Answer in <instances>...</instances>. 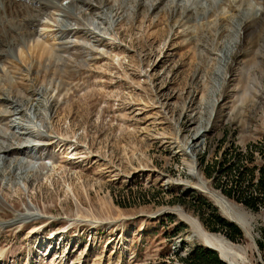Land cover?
<instances>
[{
    "label": "rangeland",
    "instance_id": "obj_1",
    "mask_svg": "<svg viewBox=\"0 0 264 264\" xmlns=\"http://www.w3.org/2000/svg\"><path fill=\"white\" fill-rule=\"evenodd\" d=\"M19 1L5 21L28 22ZM86 1L48 9L22 43L0 22V95L28 98L14 117L31 125L0 114V221L35 215L0 226V264H199L189 220L264 264V206L229 196L235 171L219 170L235 160L255 180L263 161L264 0ZM208 202L237 240L205 224Z\"/></svg>",
    "mask_w": 264,
    "mask_h": 264
},
{
    "label": "bare ground",
    "instance_id": "obj_2",
    "mask_svg": "<svg viewBox=\"0 0 264 264\" xmlns=\"http://www.w3.org/2000/svg\"><path fill=\"white\" fill-rule=\"evenodd\" d=\"M19 2H21V1H19ZM16 3H18V2H16V0H0V11H1L0 22H3L2 24H4V23L6 24L2 27L4 31L9 30V31L16 32L17 31L16 29L19 28L20 32H19V35L17 36V39H18L17 41H19L21 43L24 41V39L31 36V34L33 33L32 30L34 29V27L37 24L40 23V19L42 18V16L47 14L46 12L48 11V9L54 8L55 10L59 11L60 15L63 18L66 19L67 18L66 16L69 14L73 16V14L70 13V12H73L72 11L73 9L81 8L83 6H86L87 9H89V7H92L90 2L89 1L87 2L86 0H84V1L83 0H69L66 5H64L61 0H26L25 2H21L24 4H20V6L27 8V10H24V9H22V10H24L27 13V15H25V18L27 19L28 22L23 23V19H20L18 22H13L11 19L10 20L7 19V21H5V19H6L5 17L8 13L6 11V7H8L9 11H14ZM87 3H89V5H91V6H88ZM22 10H18V12L22 13ZM91 10H93V9H91ZM4 13H6V15ZM4 15H5V17H4ZM259 16L256 18H259ZM250 18L252 19L253 17H250ZM256 18H253V19H256ZM261 21H263V23H264V15H262V17L259 20H254L253 22H251L252 23L251 27H254L255 26L254 24H259ZM63 23L60 24V26L62 27V28H60L62 30H59L60 32L66 31V28L68 27L67 24H63ZM260 24H262V23H260ZM246 25H248V24H246ZM6 26H7V28H6ZM245 29H247V27ZM15 36H16V34H15ZM20 39H21V41H20ZM17 41H15V42H17ZM15 42H14V39L11 41V43H13V44ZM0 43H2V42H0ZM1 46H0V56L5 55L3 53V51L1 50ZM5 47L3 49L4 52H5V50H7V49H5ZM9 47H11V45H7V48H9ZM43 53H45V51ZM9 54L10 53H8V55ZM10 55H12V54H10ZM2 94H1L2 96L0 95V98H2V100H4V101L8 102V107H7L8 109L6 111L0 112V114L9 113L10 119L8 118L9 119L8 122L11 124V126H19L20 127L19 129H21V130L25 129V131L27 129H29L31 125H25L21 122H17L15 117H14L16 115L20 116L21 113L27 114L26 108L22 109V106H24L26 104L25 103L26 101L28 102V98H22L21 97V101L18 102L19 101V99L17 97L18 93H14L11 96L13 98H9L10 95L5 96L4 93H2ZM33 95H34V93H33ZM17 99H18V101H17ZM1 117H3V116H1ZM34 126L37 129L38 126H36V124H34ZM9 127H10V125H9ZM202 133H204V132L202 131L200 133H197L198 135L196 134V136L198 137ZM9 147H10V145L4 146V147L0 146V153H6V150L8 152L9 150L7 148H9ZM31 147H32V145L28 144V145L24 146L23 148H19V150L24 149V148L26 150H29V149H31ZM2 149H5V151L3 152ZM17 149H18V147H17ZM203 189H205V187ZM209 195H211L215 199V202L219 206L220 210L223 211V213H226V215L230 219L234 220L237 224H240V226L243 229L244 235H246L248 237V235H250L249 221L244 217L242 218V215L239 214L240 212L235 211L234 205L232 203H228L225 198L223 199L222 198L223 196H219L216 193H215V195L212 193H209ZM34 216H32L31 213H27L25 216H21V215L19 216L18 215V216H15V218L13 220H10L9 222H7L5 220L2 222L0 221V226L2 227L3 225H6V224H7V226H10V225L18 223V222H24L23 220L29 221L30 219H34L33 218ZM189 222H190V225H193V228L196 231L195 233H197V236H199L205 243H207L210 246V248L212 247V249H215V251L219 252L220 257L223 260H225L227 264H247L246 258H247L248 251L243 244H237V243H233V242L231 243L227 238H225L224 236L219 235V234H212V233L203 232V231H201L200 228L197 229L198 226H197V224L193 223V220H189Z\"/></svg>",
    "mask_w": 264,
    "mask_h": 264
},
{
    "label": "trees",
    "instance_id": "obj_3",
    "mask_svg": "<svg viewBox=\"0 0 264 264\" xmlns=\"http://www.w3.org/2000/svg\"><path fill=\"white\" fill-rule=\"evenodd\" d=\"M259 151L263 154V161L256 168L257 173L255 175V180H253L255 172L251 171L246 173V169H241L242 165L239 166L238 162L236 163L235 160L229 161L228 159L227 162H222L223 164L219 168V170L226 173H230L229 171L232 168L235 171L231 176V183L225 188V192L229 196L234 195L237 201L244 202L247 206L254 209L260 205L264 206V153L261 149H259ZM244 179H246V182L242 184L244 183ZM247 185L251 188L250 190L246 189ZM209 204V221H206L205 224L210 229L222 230L231 239L237 240L241 233L240 228L233 221L224 218L214 204ZM175 228H178V226L176 225ZM195 261L199 264H227L226 261H223L219 257L218 252L208 246L207 248L201 247V249L197 251Z\"/></svg>",
    "mask_w": 264,
    "mask_h": 264
},
{
    "label": "water",
    "instance_id": "obj_4",
    "mask_svg": "<svg viewBox=\"0 0 264 264\" xmlns=\"http://www.w3.org/2000/svg\"><path fill=\"white\" fill-rule=\"evenodd\" d=\"M200 189V188H199ZM234 221V220H233ZM208 247H210L209 245H207ZM212 248V247H211ZM215 250V249H214ZM219 257H220V255H219ZM221 258V257H220ZM222 259V258H221ZM223 260V259H222ZM223 261H225V260H223Z\"/></svg>",
    "mask_w": 264,
    "mask_h": 264
}]
</instances>
